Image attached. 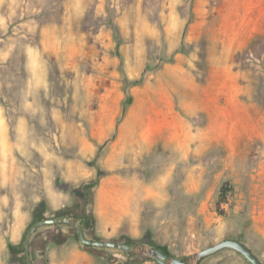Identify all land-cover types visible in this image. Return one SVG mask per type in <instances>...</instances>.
Instances as JSON below:
<instances>
[{
    "label": "rangeland",
    "instance_id": "obj_1",
    "mask_svg": "<svg viewBox=\"0 0 264 264\" xmlns=\"http://www.w3.org/2000/svg\"><path fill=\"white\" fill-rule=\"evenodd\" d=\"M177 117L225 149L176 152ZM141 132L163 147L137 152ZM62 217L178 259L236 237L264 263V0H0V264H27L28 230ZM30 254L159 264L68 225L40 227Z\"/></svg>",
    "mask_w": 264,
    "mask_h": 264
},
{
    "label": "water",
    "instance_id": "obj_2",
    "mask_svg": "<svg viewBox=\"0 0 264 264\" xmlns=\"http://www.w3.org/2000/svg\"><path fill=\"white\" fill-rule=\"evenodd\" d=\"M54 225H68L72 226L78 232V236L82 244L89 247L98 248H112L118 249L126 252L128 256H145L154 259L159 264H201L205 259L220 253L223 250L231 249L240 253L248 262L251 264H264L253 251L242 241L236 239L223 240L213 246L203 249L202 251L187 256L185 258H174L167 256L162 250L153 247H146L143 245L138 246L137 249L133 248V245L113 242V241H100L88 239L84 233V227L81 220L77 217H62V218H52L43 219L37 221L27 232L25 236V249L24 255L27 264H34L30 254L31 248V237L40 228L44 226H54Z\"/></svg>",
    "mask_w": 264,
    "mask_h": 264
},
{
    "label": "crops",
    "instance_id": "obj_3",
    "mask_svg": "<svg viewBox=\"0 0 264 264\" xmlns=\"http://www.w3.org/2000/svg\"><path fill=\"white\" fill-rule=\"evenodd\" d=\"M177 132L173 136L172 139H164L166 144H170L171 147L176 152H182L185 154L189 160L194 159L197 154L200 152H211V149L217 150L218 152L220 150L225 149V136L224 134H199L194 133L193 129L191 131L186 132L187 126L186 122L183 118L177 117ZM161 138V135L157 138L154 136V138L147 137L145 133L141 132L139 137L131 144V146L134 149H137V152L145 151L146 149L151 151H156L163 146L161 143L163 142ZM82 222V221H81ZM264 237V232L262 234ZM234 239L237 240L235 237ZM244 242V241H243ZM252 251L253 253L262 261L260 255L251 247L249 244L244 242ZM231 250V249H226ZM224 251V250H223ZM234 251V250H233ZM222 252V251H221ZM238 253V252H237ZM241 257H243L240 253H238ZM34 257V256H33ZM53 256H51L52 258ZM245 259V258H244ZM206 260V259H205ZM263 262V261H262Z\"/></svg>",
    "mask_w": 264,
    "mask_h": 264
},
{
    "label": "trees",
    "instance_id": "obj_4",
    "mask_svg": "<svg viewBox=\"0 0 264 264\" xmlns=\"http://www.w3.org/2000/svg\"><path fill=\"white\" fill-rule=\"evenodd\" d=\"M227 183H225L224 185H223V187H222V189H221V192H220V197H222V198H224L225 200H226V198H225V196L228 194V192L230 191L229 190V188H227ZM228 239H234V238H232V237H229ZM227 240V239H226ZM237 240H239V241H242L241 239H237ZM243 242V241H242ZM244 243V242H243ZM156 249H158V247L156 248ZM161 250V249H160ZM163 251V250H162ZM164 253H165V251H163ZM166 254V253H165ZM167 255V254H166ZM168 256V255H167Z\"/></svg>",
    "mask_w": 264,
    "mask_h": 264
}]
</instances>
